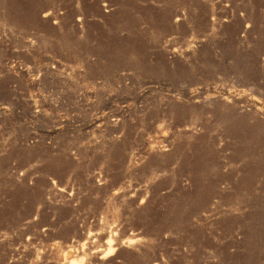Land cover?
<instances>
[{
	"label": "rangeland",
	"instance_id": "1",
	"mask_svg": "<svg viewBox=\"0 0 264 264\" xmlns=\"http://www.w3.org/2000/svg\"><path fill=\"white\" fill-rule=\"evenodd\" d=\"M0 264H264V0H0Z\"/></svg>",
	"mask_w": 264,
	"mask_h": 264
}]
</instances>
